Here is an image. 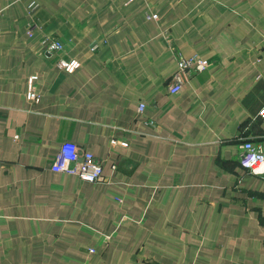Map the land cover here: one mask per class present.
I'll list each match as a JSON object with an SVG mask.
<instances>
[{"label": "crops", "instance_id": "0c3cea01", "mask_svg": "<svg viewBox=\"0 0 264 264\" xmlns=\"http://www.w3.org/2000/svg\"><path fill=\"white\" fill-rule=\"evenodd\" d=\"M263 110L264 0H0V264H264Z\"/></svg>", "mask_w": 264, "mask_h": 264}, {"label": "built area", "instance_id": "2783aa9c", "mask_svg": "<svg viewBox=\"0 0 264 264\" xmlns=\"http://www.w3.org/2000/svg\"><path fill=\"white\" fill-rule=\"evenodd\" d=\"M43 45L47 53L60 51L64 48L61 41L52 38L44 39ZM177 61L178 71L168 85L171 95L179 94L184 85L194 76L210 68V63L199 55L191 58L180 56ZM61 67L72 73L80 67V64L77 61H62ZM32 98L37 99V96L33 94ZM144 108L145 106L141 105L139 111L143 112ZM260 116L264 118V110L260 112ZM240 163L252 174L264 176V151L256 147L252 141H245L241 145ZM51 169L55 173L76 176L83 182L98 183L104 179L102 162L73 142H65L61 145L59 156L52 164Z\"/></svg>", "mask_w": 264, "mask_h": 264}]
</instances>
